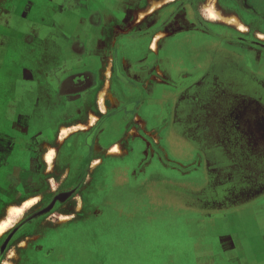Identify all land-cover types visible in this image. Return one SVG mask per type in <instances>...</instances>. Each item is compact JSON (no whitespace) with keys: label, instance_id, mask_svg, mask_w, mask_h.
Listing matches in <instances>:
<instances>
[{"label":"crops","instance_id":"0c3cea01","mask_svg":"<svg viewBox=\"0 0 264 264\" xmlns=\"http://www.w3.org/2000/svg\"><path fill=\"white\" fill-rule=\"evenodd\" d=\"M189 2L179 8V0L9 5L14 38L4 42V54L12 49L14 59H0V131L10 120L14 145L5 151L10 158L0 160L6 200L0 220L10 207L45 197L48 179L84 176L85 164L97 185L109 169H118L114 179L124 184L131 171L137 174L129 163L134 154L160 146L159 132L169 125L170 141L184 138L206 166L205 177L180 188V203L170 206L192 213L184 243L177 218L165 236L157 231L148 238L144 205L83 201L78 210L87 209L88 218L55 230H45L41 220L29 230L26 244L38 245L25 248V264H215L218 249L206 237L220 226L232 228L217 233L223 251L232 243L231 259L264 264V256L247 251L254 236L240 231L253 223L264 243V0ZM211 5L221 18L209 15ZM91 189L99 199L111 194H102L107 187Z\"/></svg>","mask_w":264,"mask_h":264},{"label":"rangeland","instance_id":"374dc122","mask_svg":"<svg viewBox=\"0 0 264 264\" xmlns=\"http://www.w3.org/2000/svg\"><path fill=\"white\" fill-rule=\"evenodd\" d=\"M189 1L192 0H179L180 3H175V6L176 8H179L181 7V5L185 3L187 4V2ZM11 3L14 4V0H0V11H1L0 59L5 58L6 56V54H4L5 52L4 42H8L10 41V39L14 38L12 37L14 35V21H11L10 16L12 13L9 7ZM3 7L4 9H2ZM3 10H5V12ZM124 38H127V35H125ZM227 55H230V53H228ZM13 57L14 54H12V49H11L7 54L6 58L11 61ZM3 89L4 91H7L9 89V85L6 84ZM157 110L159 112L161 110V107L157 108ZM4 126L5 127H3L2 129V134H0L1 136L0 148L1 147L3 148V149L1 148L3 152L2 153L3 158L9 159L10 157H7L5 151H9V146L12 140V136L14 135V131H11L10 120H7ZM159 126L160 125H158V127ZM171 127L172 125H169L168 130L166 129L159 132V135L162 136V139L160 141L161 143L160 146L156 147L154 143H151L152 149L149 152L145 151L146 149L143 148L140 150V153L136 152L134 154L133 158L130 160L129 163L132 167L136 168L135 170L137 174L134 175L133 171H131L130 180L125 181L124 184H119V182L113 180L111 182V185H113L115 189L111 193L113 194V202L121 201L123 202V204L132 205L134 203H138L140 205H144L142 206L141 209L142 214L145 211L144 213H146L147 218L151 220L159 218L158 220L162 222L160 224L153 223L151 221L148 222L147 218H145V221L144 220L142 221L141 225L146 227L145 231H146V236H148V238L153 237L154 239H156L157 231L158 233L160 232L165 236L167 228H169L170 226V221H172V219L176 220L175 218H177L179 222L178 223L179 240L181 243H184L185 241L183 239L189 237L190 235L189 232L191 230L190 227H187L186 218L191 216L192 213L190 211H181V210L176 211L174 207H173L174 209L172 210L170 206L176 205L177 200L180 203V198H181L179 194L180 188L182 189L185 187L194 186V184L198 182L197 178L202 179V177H205L204 171L206 166L204 160L199 159V155H200L199 151L195 147H193L190 143H188L184 138H178L175 143L174 142L172 143L170 141L169 136L172 135L173 132V129H171ZM64 132L67 133L68 130L67 131L65 130ZM54 154H55V150H54ZM54 154H53V158H54ZM52 160L49 162H52ZM47 182L49 184L47 183L43 187V191L47 194V196L48 195L50 196L46 197L45 200L43 199L42 201L40 200L37 201L38 199L37 197L26 201L24 205L28 203L27 206L25 207L24 205L20 206V207H24V211L31 204H33L36 201L37 202L23 215L21 214L24 211L20 212L21 214L20 213L10 214L11 212V207H10L7 217L0 220V222H2L3 220L7 219L10 215L13 218L12 225L0 236V242H2L1 247L3 246L2 254L3 257H5L1 264H6L7 262H12L13 264H16V258L18 257V252L16 251L15 248L17 244V240H14V236L17 234V232L12 233L10 231L16 228L15 226L20 221L27 218L29 215L34 214V218L32 219L42 217L43 218L42 225L46 227L47 226L56 227L60 225V223H65L68 220L75 219V217L65 215L66 213H70V211H65L66 207H64V205L67 203L66 200L56 199L54 200L53 203H49V204L47 203L49 198H51V196H53L55 193L57 192L60 193L62 190H65L69 187H73L74 184L70 185L69 184L70 180L68 182V178L67 179L58 178L51 180L48 179ZM74 195H76L77 197L74 198L73 197ZM71 197H73L70 199L72 206L76 202H79L78 199L79 192L76 191L72 193ZM103 202H106V198ZM45 205L46 207H44L43 210L39 211L40 212L39 215L37 214L38 212L34 213L35 209ZM153 205H159V207L158 208L149 207ZM5 206H6L5 198L0 197V214L4 213ZM14 207H19V206H14ZM153 211L156 212L154 213ZM147 212L148 213L152 212V216L148 215ZM36 214L37 216H35ZM88 215L89 212L85 213L81 217H86ZM31 216L33 217V215ZM165 220L167 224H165ZM251 222L252 221H250L249 223ZM72 224H75V222H73ZM251 225H252L250 226L251 228L246 226L240 227V231L243 235L254 236L253 238L254 242L252 244L249 243L246 246L247 251L250 252L252 255L264 256V243L261 241V239L258 236L259 233H261V231L255 224L251 223ZM231 229L232 228L228 226L225 227L220 226L219 228L218 227L212 228L211 230L209 228L208 230V235L206 239L214 242L216 251L218 249L217 254H215L216 255L215 264H235V263L238 264L239 262L238 259H233V258L231 259L229 256L230 255L229 251L233 249L232 243H230V247L228 248L230 249L229 251L227 252L223 251V247L219 240L220 236L219 234L217 235V233L222 234V232L224 233L227 231H231ZM86 230L90 231V227L89 226L86 227ZM262 232H264V229H262ZM30 233L24 232L20 234V237H18L17 239L19 240V242L24 240L27 242L28 239H26V236H28ZM72 233L74 234V236H79V232H75L73 230ZM148 238L146 240L149 241ZM25 241L22 242L24 246H26ZM72 241L74 240L72 239ZM76 241L80 242L82 240L76 239ZM233 252L234 250L231 252V254H233ZM189 264H194V261H192V259L191 260L189 259Z\"/></svg>","mask_w":264,"mask_h":264},{"label":"flooded vegetation","instance_id":"af4514ba","mask_svg":"<svg viewBox=\"0 0 264 264\" xmlns=\"http://www.w3.org/2000/svg\"><path fill=\"white\" fill-rule=\"evenodd\" d=\"M6 84H4V86H5ZM2 86V85H1ZM2 89H3V87H1ZM106 116H102L101 117V119H100V122L97 124V125H99V124H102L103 123V121H105L106 120V118H105ZM97 130V128H95L91 133H90V135H89V137H88V140L90 139V138H92V135L94 134V132ZM12 131V130H11ZM0 134H2V131H0ZM1 137V136H0ZM13 138H14V135L12 136V140H11V143H10V146H9V150H10V148H11V145L14 143V141H13ZM0 140H1V138H0ZM1 143V142H0ZM2 148V147H1ZM1 148H0V160H3V158H1L2 157V150H1ZM3 149V148H2ZM85 167H87V170H86V168H85V170H84V176H81L80 178H76V177H74V178H68V182H69V180H70V185H72V184H74L73 185V187H69V188H67V189H65V190H62L60 193H55L53 196H51V198H49V200H48V204L49 203H53L54 202V200H66L67 201V203L64 205V207H66V209H65V211H70V213H66L65 215L66 216H72V217H75L76 219H80V218H88L89 217V215L88 216H86V217H81V216H83L85 213H88L89 211L86 209V210H84V211H82V209H81V211H79L78 210V208H79V205L84 201L86 204H91V203H94V202H103L104 200H105V198H106V202H111V203H116V204H123V202H121V201H115V202H113V194L111 193L115 188H114V186L113 185H111V182L114 180V181H116V182H119V184H122V180H120V179H114V174L116 173V174H118V169H116V170H112L111 171V169H109V171L110 172H108V178L107 179H105V178H103V179H100L99 181H100V185H97V183H98V180H94V179H91V173L93 172V175H94V169H92L91 168V165L90 164H85L84 165ZM89 176V177H88ZM96 186H99V187H107L108 188V192L107 193H102V194H110L109 196H106V195H103V197H102V194H100V198L102 197V199H99V198H97L98 197V195H93L92 193H91V187H96ZM79 192V197H78V199H79V202H76L75 204H73V206H72V203H71V201H70V199L71 198H76L77 196L76 195H74L73 197H71V194L72 193H74V192ZM48 196H50V195H48ZM47 195L44 197V196H42L41 198H40V201H42L43 199L45 200V198L46 197H48ZM69 200V201H68ZM47 204V205H48ZM72 206V207H71ZM44 207H46V205L45 206H40L39 208H37V209H35L34 211V213H37L38 215H39V211H41V210H43V208ZM37 214L35 215V216H37ZM31 215H33V217L31 216ZM31 215H29L27 218H25V219H23L22 221H20L15 227L16 228H14V229H12L10 232H12V233H14V232H17V234L14 236V240H17V244H16V251L18 252V257L16 258V264H25L24 263V259H23V254H25L26 255V249L27 250H29V251H33V249H35V248H37V243H33V242H31V243H29L28 245H29V248H26L28 245L26 244V246H24L23 244H22V242H24V241H20L19 242V240L17 239L18 237H20V234H22V233H24V232H29V230L32 232L33 231V229L34 228H36V226L38 225V224H41V223H39V222H42L41 220L43 219L42 217H39V218H35V219H32V218H34V214H31ZM76 215V216H75ZM31 217V218H30ZM75 219H72V220H70V221H74ZM57 228H59V226H56V227H52V226H50V227H46L45 228V230L47 229V230H51V229H53V230H55V229H57ZM39 233H41V231L42 230H40V229H38L37 230ZM10 232H9V234H10ZM54 232V231H53ZM33 233V232H32ZM9 234H8V236H9ZM7 236V235H6ZM5 236V237H6ZM7 236V237H8ZM7 239V238H6ZM26 239H28V236H26ZM26 242V241H25ZM26 243H28V242H26ZM1 244H2V242H0V264L3 262V259L5 258V257H3V254H2V252H3V246L1 247ZM26 248V249H25Z\"/></svg>","mask_w":264,"mask_h":264},{"label":"bare ground","instance_id":"6f19581e","mask_svg":"<svg viewBox=\"0 0 264 264\" xmlns=\"http://www.w3.org/2000/svg\"><path fill=\"white\" fill-rule=\"evenodd\" d=\"M152 6H154V5H152ZM209 7V9L208 10H210V13H209V15L211 14L213 17H215V18H221V14H220V12L218 11V10H216V7H215V5H211V6H208ZM229 20V19H228ZM233 21H236L242 28H246L242 23H240L239 21H237L236 19L234 20V18L232 19ZM104 95H105V92L104 91H102L101 93H100V96H101V99H103L104 98ZM65 128V127H64ZM63 128V130L65 131L66 129H64ZM67 131V130H66ZM113 151L114 152H117V151H119V148H118V146H116L114 149H113ZM53 154H54V150L53 149H51L50 150V152H48V154H47V159H48V161H51L52 160V158H53ZM28 205V203H26V205H24V207L25 206H27ZM24 207H14V206H12L11 207V212H10V214H17V213H20V212H22V211H24ZM21 214V213H20ZM12 221H13V218H12V216L10 215L7 219H5V220H3L2 222H0V236L12 225ZM6 264H13L12 262H7Z\"/></svg>","mask_w":264,"mask_h":264}]
</instances>
